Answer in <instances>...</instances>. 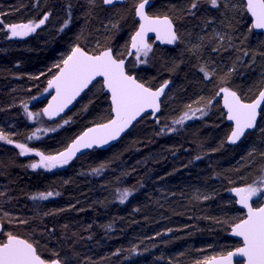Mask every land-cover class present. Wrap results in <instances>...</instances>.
I'll return each instance as SVG.
<instances>
[{"label": "trees", "instance_id": "trees-1", "mask_svg": "<svg viewBox=\"0 0 264 264\" xmlns=\"http://www.w3.org/2000/svg\"><path fill=\"white\" fill-rule=\"evenodd\" d=\"M151 2L150 12L174 17L181 39L171 48L152 38L149 62L138 64L134 56L126 58V45L139 25L137 0L115 7L102 0H0V132L8 130L16 140L26 142L39 126L22 115L23 102L43 88L47 97L27 111L45 107L47 81L57 72L52 63L60 62V52L70 50L74 40L90 52L111 47L146 85L173 84L160 114L145 115L116 145L98 147L62 168L31 169L32 159L17 149L0 150V210L29 220L19 224L14 219L5 224V232L39 241L46 259L64 264H197L242 244L230 235V225L245 211L229 189L262 174L264 132L255 129L242 142L229 143L232 124L216 92L227 86L246 102L258 95L264 84V32L249 31L253 20L245 0H228L219 9L202 2L194 16L187 12L191 0ZM69 3L71 23L61 32ZM48 12L49 20L34 35L8 38L7 25L39 21ZM201 68L214 73L211 79ZM201 97L213 100L208 115L176 129L173 121L188 111L187 105L204 107L203 101L196 103ZM111 117L109 94L98 80L64 117L46 120L48 128L69 123L31 144L46 154L59 152L87 127ZM258 126L264 128V112ZM97 168L99 174L93 172ZM125 189L132 195L121 203L119 193ZM48 191L60 195L31 199Z\"/></svg>", "mask_w": 264, "mask_h": 264}, {"label": "snow or ice", "instance_id": "snow-or-ice-1", "mask_svg": "<svg viewBox=\"0 0 264 264\" xmlns=\"http://www.w3.org/2000/svg\"><path fill=\"white\" fill-rule=\"evenodd\" d=\"M94 4L96 0H89ZM119 0H102L104 5H114ZM202 2L209 4L213 9H219L227 6L228 0H191L187 12L189 15H196ZM246 10L254 18L249 31L264 30V0H245ZM151 0H137L135 5V15L139 20L138 28L130 37L127 56H134L138 64H147L149 55L153 52V44L149 42V34L154 33L157 40L167 45L177 44L181 37L174 23V17L168 13L156 14L149 11L152 7ZM68 20L64 22L61 32L71 23V7L68 4ZM233 8L236 5H232ZM51 12L46 13L38 22H28L24 24H10L7 29L10 32L9 39L16 37H26L35 33L42 25L49 20ZM2 23V21H0ZM211 23V21H209ZM112 27L119 28V24H113ZM221 40L224 37H220ZM213 51L219 52V48H213ZM227 50V49H225ZM248 56L247 50L243 53ZM264 55V53H261ZM254 60V57H253ZM126 58L122 55L114 54L111 47H105L103 50L89 52L79 44L72 46L70 52L57 64L53 65L57 72L47 81V90H54L51 102L43 109L42 114L49 118L58 116L64 111L89 85L93 84L97 78H102L103 86L111 95L113 116L106 123H99L92 128L87 129L78 136L64 151L54 155H45L44 152L29 147L26 143H16L15 147L20 150L19 154L24 156L34 153L39 157V161L28 165L31 169L45 168L52 170L57 167H63L70 163L81 149L92 148L93 146L107 145L110 141L118 139L122 133L133 125V122L145 112L151 110L153 113L160 112L161 97L165 95V89L168 88L171 81H164L159 87L153 89L139 80L134 74H131L126 66ZM206 79H211L214 73H209L205 68L200 69ZM235 71L231 69L229 74ZM39 78V77H35ZM222 94L223 107L226 109V118L234 122L230 135L229 143H237L245 136L248 130H259L264 132V128L258 126V117L264 112V88H261L258 95L251 102H246L237 91L223 86L216 92L217 96ZM35 99V97H34ZM204 102V107L192 108L187 105L188 111L173 121L174 124L183 125L187 120L193 118L200 119L208 115V110L213 105V100ZM28 117L34 118L41 113H32L27 111V104L24 105ZM200 113V116L196 114ZM158 122V121H157ZM69 123L68 120L64 124ZM55 130V129H51ZM40 129H37L39 132ZM47 131V130H46ZM171 131H176L172 128ZM36 133L29 136L31 140ZM38 138V137H37ZM0 140L9 144L13 140L0 132ZM252 155V152H249ZM264 156V152L260 153ZM200 159V157H196ZM104 165H101L103 168ZM101 168L93 169V172L99 174ZM261 175L252 183H246L229 189L237 198L235 203L242 209H246V215L237 217L230 225L231 235L242 239V246L234 250L227 251L219 257L212 256L206 258L197 264H264V167L261 168ZM3 195V193H0ZM59 196V192L52 191L41 192L31 197L32 200H48L50 197ZM132 195L130 189H125L119 193V200L124 203ZM204 199H209L205 196ZM255 205V206H254ZM51 214V213H48ZM17 220L19 224H28L29 220L13 218L10 213L0 210V233H4L5 239L0 240V264H64L61 259H46L42 256L39 241H33L14 234L12 231L5 232V224L13 223ZM223 223L224 221H217ZM110 227V226H109ZM54 230H49L52 232ZM54 255L59 256L58 253ZM241 257V261H235L234 258Z\"/></svg>", "mask_w": 264, "mask_h": 264}, {"label": "water", "instance_id": "water-1", "mask_svg": "<svg viewBox=\"0 0 264 264\" xmlns=\"http://www.w3.org/2000/svg\"><path fill=\"white\" fill-rule=\"evenodd\" d=\"M125 3H127V0H119V2L118 3H116V4H120V5H123V4H125ZM152 3V2H151ZM116 4H114V5H107L108 7H115L116 6ZM136 16V15H135ZM136 19H137V21L139 22V20H138V18L136 17ZM252 20H253V22H254V18L252 17ZM176 28H177V26H176ZM261 31H263L264 32V30H261ZM152 38H154V40H155V42L156 43H158V44H160L161 46H164V45H166V46H169V47H171V48H174L177 44H175V45H167V44H164V43H162L161 41H159V40H157L156 39V37H155V34L154 33H150L149 34V42H151V39ZM82 47V46H81ZM83 48H85L84 46H83ZM86 50H88L87 48H85ZM89 51V50H88ZM90 52V51H89ZM115 54V53H114ZM126 61H127V59H126ZM126 66H128V63L126 64ZM131 74H133V73H131ZM136 77H137V75L136 74H134ZM138 78V77H137ZM98 80H102V78H97V80L96 81H93V84L92 85H89V87L87 88V89H85L84 90V92H82L67 108H65L64 109V111L63 112H61L58 116H55V117H52V118H49L50 120H52V121H56V120H59L60 118H62V117H64L67 113H69L72 109H73V107L76 105V103L79 101V100H81V98L85 95V93L98 81ZM168 81H170V80H168ZM102 82H103V80H102ZM143 82V81H142ZM149 86V85H148ZM104 87V86H103ZM159 87V86H158ZM173 87V84H172V81H171V83L169 84V86H168V88L167 89H165V95L164 96H162L161 97V109H160V112H158V113H153L151 110H149L148 112H145L142 116H140V117H138L137 118V120L136 121H134L133 122V125L130 127V128H128L124 133H122L121 134V136L118 138V139H116V140H113V141H110L107 145H103V146H93L92 148H86V149H81V151H79V152H77V154H76V156L73 158V159H76V157H79V156H82V155H84V154H87V152H89V151H92V150H95V149H98V147L99 148H102V149H109L111 146H113V145H116L117 143H119L120 141H121V139L126 135V134H128L129 133V131L132 129V127L137 123V122H139L142 118H144V116L145 115H147V114H160L161 112H162V110H163V107H162V104H163V102H164V100L166 99V94L168 93V91L171 89ZM153 88V87H152ZM155 88H157V87H154L153 89H155ZM262 88H264V84H263V87ZM104 90H105V92L107 93V94H109V98H110V102H111V95H110V93L106 90V88H104ZM50 91H51V96H50V98H49V100L47 101V103H46V105H45V107L44 108H46L47 106H48V104L51 102V100H52V96L53 95H55V91L54 90H51L50 89ZM220 97L222 98V94L220 95ZM256 98V97H255ZM254 98V99H255ZM253 100V99H252ZM247 102H251V100L250 101H247ZM222 104H223V98H222ZM262 107H264V105H262ZM111 110H112V102H111ZM226 110V109H225ZM112 116H113V113H112ZM112 118V117H111ZM110 118V119H111ZM259 120H260V117H258V121H257V123L259 122ZM108 121V120H107ZM107 121H104V122H100V123H106ZM231 124H232V128L234 127V122H231V121H229ZM97 124H99V123H97ZM97 124H94V125H91V126H89V127H87L86 128V130H84L83 132H85V131H87V129H89V128H92V127H94L95 125H97ZM255 129H253V130H248V131H246V133H245V136L250 132V131H254ZM83 132H81L78 136H80ZM77 136V137H78ZM245 136L244 137H242L241 138V140L240 141H238L237 143H235V144H238V143H240V142H242L243 140H244V138H245ZM77 137H75V139L77 138ZM74 139V140H75ZM73 140V141H74ZM72 141V142H73ZM71 142V143H72ZM70 143V144H71ZM70 144H68V146L70 145ZM67 146V147H68ZM66 147V148H67ZM66 148H64L63 150H61V151H64ZM60 151V152H61ZM235 196V195H234ZM239 205V204H238ZM240 206V205H239ZM241 207V206H240ZM242 208V207H241ZM244 211H245V215H246V209H244ZM230 235H231V229H230ZM233 238H235L236 240H238V241H240L241 243H242V239L241 238H239V237H235V236H233V235H231ZM22 238H24V237H22ZM242 246V245H241ZM232 250H234V249H232ZM220 255H222V254H219L217 257H219ZM235 259V261H241L243 258H241V257H236V258H234Z\"/></svg>", "mask_w": 264, "mask_h": 264}, {"label": "rangeland", "instance_id": "rangeland-1", "mask_svg": "<svg viewBox=\"0 0 264 264\" xmlns=\"http://www.w3.org/2000/svg\"><path fill=\"white\" fill-rule=\"evenodd\" d=\"M30 22V21H29ZM31 22H38V21H31ZM26 23H28V22H26ZM19 24H21V23H19ZM24 24V23H23ZM46 24V23H45ZM44 24V25H45ZM43 26V25H42ZM37 31H38V29H37ZM36 31V32H37ZM35 32V33H36ZM35 33H32V34H30V35H28V36H26V37H16V39H26V38H28V37H30V36H32V35H34ZM80 34L81 33H79V38L81 37L80 36ZM132 35V34H131ZM131 35H130V37H131ZM9 36H10V32L8 31V38H9ZM13 39H15V38H13ZM191 41H192V43H194L195 41H196V39L194 38V39H191ZM75 44H77V42H75V40L74 41H72V43H71V45L69 46V48H70V50H71V48H72V46L73 45H75ZM70 50H68L67 52L65 51V50H62V52H60V59H59V61H61L69 52H70ZM127 59L129 58V56H127L126 57ZM57 63H59V62H57ZM56 63L54 62V63H52V65H55ZM45 89H47V87L45 88ZM49 91V90H48ZM47 92H45L44 90H43V88H40L39 90H38V92L36 93V95L34 96L35 97V99L34 98H32L31 100H29V101H27V102H23L24 104H23V111H22V115L23 116H25V113L27 114V112L25 111V108H24V105L25 104H27V107L29 106H31L34 102H36V101H38V100H40V99H42L43 97H47ZM43 109L44 108H42V109H40V110H37V111H29V112H32V113H41V115H38V116H35L34 117V120H35V123L36 124H39V126L38 127H36L35 128V131L33 132V133H36V136H33V138L31 139V140H29V139H27V141L25 142V141H21V140H16V141H14L13 143H12V145L11 146H8V148H12V149H17L19 152H20V150L18 149V148H16V147H13V145H15L16 143H26L29 147H31V148H34V149H36V150H38V151H41V150H39L38 148H35L34 146H32V142L33 141H41L42 139H45L49 134H53V133H55V132H57L59 129H61L62 127H64L66 124H64V121L63 122H61V123H59L58 125H54L53 127H51V128H48V126L46 125V120L48 119L47 117H46V115H43L42 114V112H43ZM184 125V124H183ZM183 125H177L176 126V129H179V127H182ZM37 129H40V131L39 132H37ZM51 129H55L54 131L53 130H51ZM47 130V131H46ZM33 133L32 134H29V136H32L33 135ZM4 134V133H3ZM7 134L8 133H6V134H4V135H6L7 136ZM23 136V135H22ZM38 137V138H37ZM31 141V142H30ZM41 152H43V151H41ZM45 155H50V154H46L45 153ZM52 155V154H51ZM24 157H29V158H31L32 159V162L31 163H35V162H38L39 161V157H37L34 153H31V154H28V155H24ZM59 168H62V167H57V168H54V169H52V170H56V169H59ZM0 237H5V235H4V233H0Z\"/></svg>", "mask_w": 264, "mask_h": 264}, {"label": "flooded vegetation", "instance_id": "flooded-vegetation-1", "mask_svg": "<svg viewBox=\"0 0 264 264\" xmlns=\"http://www.w3.org/2000/svg\"><path fill=\"white\" fill-rule=\"evenodd\" d=\"M50 91V90H49ZM50 96H51V91H50ZM50 96H49V98H50ZM49 98H48V100H49ZM46 105V104H45ZM9 131L7 130L4 134H6V133H8ZM7 136L9 137V139H11V140H13V142L14 141H16V139H15V137H13L12 135H10L9 133L7 134ZM12 144H9V143H7L6 141H3V140H0V150L2 149V148H6V147H8V146H11ZM13 147H15V145H13ZM56 153H58V152H56ZM56 153H53L52 155H54V154H56ZM2 234V233H1ZM6 237H0V240H3V239H5ZM242 245V244H241ZM240 245V246H241Z\"/></svg>", "mask_w": 264, "mask_h": 264}, {"label": "bare ground", "instance_id": "bare-ground-1", "mask_svg": "<svg viewBox=\"0 0 264 264\" xmlns=\"http://www.w3.org/2000/svg\"><path fill=\"white\" fill-rule=\"evenodd\" d=\"M60 152V151H59ZM33 172H34V170H33Z\"/></svg>", "mask_w": 264, "mask_h": 264}]
</instances>
